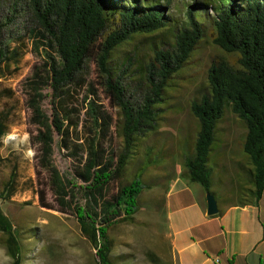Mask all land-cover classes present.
Here are the masks:
<instances>
[{"label":"trees","instance_id":"16d2710c","mask_svg":"<svg viewBox=\"0 0 264 264\" xmlns=\"http://www.w3.org/2000/svg\"><path fill=\"white\" fill-rule=\"evenodd\" d=\"M6 1L0 0V80L19 71L25 38L38 57L21 82L23 105L35 129L36 177L30 183L42 208L76 218L96 251L97 264H115L113 229L136 223L140 196L153 186L144 180L152 165L145 159L131 181L124 179L126 169L149 133L158 131L171 79L187 65L209 25L214 30L212 43L233 55L236 63L212 62L208 69L210 92L192 105L199 129L193 151L184 155L181 174L214 195L210 161L219 157L214 150L218 126L230 109L244 125L242 152L253 166V197L261 199L264 0H192L182 21L169 14L172 0H12L5 13ZM164 31L170 39L153 40L148 57L139 58L135 51L121 63L113 62L114 52L131 40L157 37ZM92 63L110 104L120 114L118 122L86 81ZM12 95V90L0 89V104ZM12 111V107L0 111V148L11 131ZM114 134L124 142L119 154ZM56 149L64 150L72 161L70 171L63 173L54 164ZM3 161L0 157V164ZM239 165L248 179L245 166ZM18 179L13 166L0 190V247L12 264H23L28 256L26 232L2 207L17 194ZM50 191L57 206L48 203Z\"/></svg>","mask_w":264,"mask_h":264},{"label":"rangeland","instance_id":"374dc122","mask_svg":"<svg viewBox=\"0 0 264 264\" xmlns=\"http://www.w3.org/2000/svg\"><path fill=\"white\" fill-rule=\"evenodd\" d=\"M12 2V0L5 2L7 6L4 4L3 12L6 13L9 8L7 3L12 5ZM191 3L192 0H172L169 14L182 21L186 7ZM17 19L16 22L19 24L20 18ZM213 32L209 25L206 28V37L187 65L171 79V85L164 94L165 103L160 113L159 129L149 133L141 143L140 149L132 155V161L126 169L124 179L131 181L146 159L152 166L146 170L144 180L153 186L140 196L141 209L135 215L136 223L119 225L112 231L115 242L112 255L115 264H157L155 258L159 259L160 264H174L166 237L169 211L161 195L164 198V188L178 175L179 168L184 171V155H189L193 151L199 122L192 112V105L210 92L208 69L211 63L222 60L236 63L233 55L226 54L212 43ZM158 34L157 37H137L131 40L130 44L118 48L113 54V62L119 64L125 55L135 51H138L139 58L148 57L153 40L170 39L167 31ZM16 44L19 43L15 42ZM20 50L22 59L19 71L0 80V89L7 88L13 92L12 97L3 98L0 104V111L3 108H13L11 131L0 148V157L4 159L0 164V190L13 166L17 167L19 178L17 194L10 202L2 204V207L26 232L28 256L23 264H97L96 251L83 236L76 218L57 210L42 208L35 188L30 183L36 177L37 158L32 135L35 129L30 125L29 113L23 105L21 82L38 57L31 51V44L27 38ZM86 81L94 85L101 104L118 122L120 114L110 104L93 63L87 71ZM84 93L85 88L80 89L79 99ZM223 118L225 121L218 126V141L214 144L215 154L221 155L219 156L221 162L217 161L215 164V159L219 158L216 157L210 164L213 172L224 174L226 183L219 181L223 191L229 193V189L225 187L232 188L238 184L240 186L236 187L234 192L236 197L244 199L246 198L244 194L248 192L242 188L247 187V177L239 164L245 160L241 147L245 128L239 117L230 109L225 111ZM81 135L83 138L86 137L84 131ZM113 145L117 154L123 151L124 142L118 134L113 135ZM64 154H66L64 150L56 149L54 156V164L63 173L70 171L72 165V161ZM219 163L221 166H217ZM47 199L49 204L57 206L52 191L48 193ZM24 203L29 205L23 206ZM0 264H12L11 258L2 247Z\"/></svg>","mask_w":264,"mask_h":264},{"label":"crops","instance_id":"0c3cea01","mask_svg":"<svg viewBox=\"0 0 264 264\" xmlns=\"http://www.w3.org/2000/svg\"><path fill=\"white\" fill-rule=\"evenodd\" d=\"M241 164L249 175L244 201L234 192L240 185L226 186L227 193L219 183H226L224 174L213 172L211 190L219 208L214 216L207 215V193L180 168L164 188L161 199L169 211L166 237L174 264H264V192L259 201L254 199L253 166L246 156Z\"/></svg>","mask_w":264,"mask_h":264},{"label":"water","instance_id":"95a60500","mask_svg":"<svg viewBox=\"0 0 264 264\" xmlns=\"http://www.w3.org/2000/svg\"><path fill=\"white\" fill-rule=\"evenodd\" d=\"M207 215L214 216L219 213L218 203L215 196L211 193H207Z\"/></svg>","mask_w":264,"mask_h":264}]
</instances>
